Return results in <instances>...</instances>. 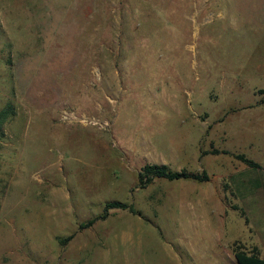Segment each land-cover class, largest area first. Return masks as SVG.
<instances>
[{
  "label": "rangeland",
  "instance_id": "1",
  "mask_svg": "<svg viewBox=\"0 0 264 264\" xmlns=\"http://www.w3.org/2000/svg\"><path fill=\"white\" fill-rule=\"evenodd\" d=\"M262 89L264 0H0V264L263 259Z\"/></svg>",
  "mask_w": 264,
  "mask_h": 264
},
{
  "label": "trees",
  "instance_id": "2",
  "mask_svg": "<svg viewBox=\"0 0 264 264\" xmlns=\"http://www.w3.org/2000/svg\"><path fill=\"white\" fill-rule=\"evenodd\" d=\"M258 93L263 95L264 97V89L259 90ZM15 115V110L12 104L8 103L0 109V137L4 135L3 126ZM222 154V155H230L237 159L238 161L245 164L250 169H261L260 165L250 159H248L244 154H233L227 150H212L210 152H203L204 154ZM156 179H163L169 182L180 181V180H190L196 182H207L209 180V176L207 172L202 171L200 174L198 173H190L186 170L181 171H173L166 165H156V164H145L142 166L137 175V188H145L153 183ZM112 209L119 210H127L132 214H136V211L131 205L126 203H122L119 201H111L107 202L104 205L102 214L99 216L88 220L85 223H81L78 226L79 230H83L91 227L97 221H103L108 217V213ZM72 238V236L67 237L64 241H68ZM233 255L237 264H264V258H260L257 249L252 248L251 251L247 252L241 249L239 246H235L233 248Z\"/></svg>",
  "mask_w": 264,
  "mask_h": 264
},
{
  "label": "crops",
  "instance_id": "3",
  "mask_svg": "<svg viewBox=\"0 0 264 264\" xmlns=\"http://www.w3.org/2000/svg\"><path fill=\"white\" fill-rule=\"evenodd\" d=\"M209 235H210V233H209Z\"/></svg>",
  "mask_w": 264,
  "mask_h": 264
}]
</instances>
